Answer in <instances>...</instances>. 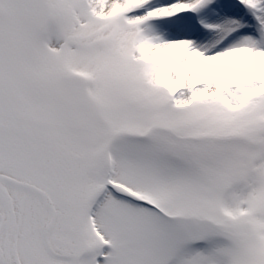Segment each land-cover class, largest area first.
Instances as JSON below:
<instances>
[{"label":"snow or ice","instance_id":"obj_1","mask_svg":"<svg viewBox=\"0 0 264 264\" xmlns=\"http://www.w3.org/2000/svg\"><path fill=\"white\" fill-rule=\"evenodd\" d=\"M0 264H264V0H0Z\"/></svg>","mask_w":264,"mask_h":264}]
</instances>
